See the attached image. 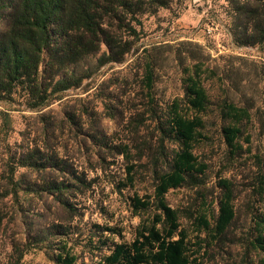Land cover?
I'll list each match as a JSON object with an SVG mask.
<instances>
[{
  "label": "trees",
  "instance_id": "1",
  "mask_svg": "<svg viewBox=\"0 0 264 264\" xmlns=\"http://www.w3.org/2000/svg\"><path fill=\"white\" fill-rule=\"evenodd\" d=\"M170 1L0 0V101L39 111L60 100L104 66L138 52L141 17L155 15ZM226 1L235 45L264 46V0ZM137 60L142 102L127 118L123 137L106 134L95 119L89 132L81 131L82 114L73 112L61 127H77V143L86 153L69 154L57 146L45 124L39 142L4 161L2 198L17 200L20 193L49 198L60 214L15 246L16 262L36 249L52 264H201V243L211 245L213 240L220 246L236 242L243 264H264V156L251 155L255 171L248 195L259 206L248 210L246 229L239 236L230 237L239 212L229 179L217 181L220 196L213 218L200 214L191 230L167 201L172 190L203 185L208 164L195 150L210 139V113L220 122L218 131L231 158L251 153L249 129L254 122L264 136V101L256 105L254 99L264 86H255L251 95L241 90L236 100L232 90L241 87L242 78L237 81L232 71L218 73L202 56L183 66L182 95L163 107L154 93L155 59L143 48ZM177 61L183 63L181 52ZM252 65L264 83V64ZM208 80L219 84L216 95H210ZM117 158L119 169L114 167ZM143 175L149 176L151 191L139 195L134 188ZM106 186L138 217L129 241L121 226L110 224L112 216L105 224L85 221L95 211L108 215V207L96 198Z\"/></svg>",
  "mask_w": 264,
  "mask_h": 264
},
{
  "label": "rangeland",
  "instance_id": "2",
  "mask_svg": "<svg viewBox=\"0 0 264 264\" xmlns=\"http://www.w3.org/2000/svg\"><path fill=\"white\" fill-rule=\"evenodd\" d=\"M229 16L226 0H171L167 8H160L155 15L141 17L138 52L130 54L121 63L104 66L94 77L84 81L80 88L64 93L60 100L39 111L26 109L18 103L0 101V182L4 161L12 154L23 152L32 142H39L43 138L45 124L49 125L48 135L55 137L53 141H56L57 146L66 147L69 154L86 153V148L77 143L80 139V136L76 137L77 127H61L66 114H82L81 131L89 132L90 120L95 119L106 134L116 133L114 137H123L125 131L122 128L127 118L142 102V91L138 86L141 69L137 57L143 48H147L155 59L157 80L154 93L159 105L163 107L182 95L183 66L202 56L206 64L218 73L232 71L237 81L242 78L241 87L232 90L236 100L241 90L251 95L255 86H264V83L259 82L260 78L252 65V62L264 64V46H236L231 36ZM179 52L183 54V63L177 61ZM218 86L215 81H206L212 96L219 92ZM254 99L256 105L264 101V90L261 89ZM261 106L264 107V102ZM208 118L210 139L195 150L199 158L208 164L203 185L172 190L167 194V201L179 211L181 224L191 230L194 219L200 214H206L208 219L213 218L220 196L217 181L229 179L235 186V206L239 212L231 230L234 234L230 237L239 236L246 229L248 210L259 206L248 194L255 171L251 155L264 156V136L257 133L254 122L249 129L251 153L233 159L227 154L218 131L220 122L214 118V113H210ZM243 146L246 148L247 145ZM120 165L121 159L117 158L114 167L119 169ZM28 175L31 178L32 173ZM134 190L139 195L150 192L149 176H140ZM131 193L124 192L125 195ZM96 198L103 200L109 213L104 216L95 211L90 217L86 215L85 221L105 224L109 216H112L110 224L121 226L124 240L129 241L138 217L131 215L123 197L110 192V187L106 186ZM57 216H60L58 208L49 198L38 199L23 193L19 194L17 200L0 196V264H52L42 251L36 249L29 250L17 263L14 248L16 245L22 246L29 232L42 228ZM204 237L203 232L200 238ZM204 244L201 264H243L239 254L241 248L236 242L220 246L212 240L211 245L201 243L202 246ZM250 259L251 256L248 262Z\"/></svg>",
  "mask_w": 264,
  "mask_h": 264
}]
</instances>
